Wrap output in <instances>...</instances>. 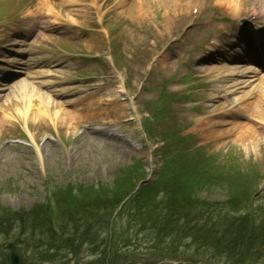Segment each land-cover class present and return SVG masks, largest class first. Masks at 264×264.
<instances>
[{
    "label": "rangeland",
    "instance_id": "1",
    "mask_svg": "<svg viewBox=\"0 0 264 264\" xmlns=\"http://www.w3.org/2000/svg\"><path fill=\"white\" fill-rule=\"evenodd\" d=\"M140 1V0H137ZM156 8V13H157ZM166 9V8H165ZM159 14V13H157ZM185 22L187 19L184 20ZM181 24V23H179ZM178 26V24L176 25ZM130 46V45H129ZM135 85V84H134ZM159 85L156 80H151L150 89L145 90V93H141L143 99L150 97V93L155 92L154 88ZM134 90V89H133ZM143 91V90H141ZM140 95V96H141ZM126 105L127 103L124 102ZM126 106H124L125 108ZM123 108V106H122ZM123 108V109H124ZM63 127V126H62ZM57 127L62 129V134L66 137L68 144L58 145L56 141L54 143L50 142V146L41 147V153L43 152L45 158L48 161L49 168H52V177L55 180H59L58 175L61 174V170L70 169L74 172L77 178L84 181H92L96 179L105 180L107 178V173L111 174L113 170V165L116 166L128 161L131 153L135 152L132 150L124 157H118V155L111 159L108 155L102 154L104 149L99 150L97 142L91 145L87 140H82V138L73 136L72 130L65 132L64 129L67 127ZM71 127V126H70ZM68 127V128H70ZM202 132V127L197 129V133ZM113 153L118 154L119 150L113 148ZM68 151L69 155L72 156L70 159L66 160L63 151ZM32 148L26 147H15L13 145L5 146V149L0 152V205L6 206L8 203L11 204L12 208H18L19 206L27 207L34 200H41L44 196L45 187L41 181H38L34 176V170L36 163L34 159V153H32ZM101 154L103 156H101ZM108 154V153H106ZM111 159V160H109ZM64 164V163H66ZM257 199L259 202L264 203V188L257 190ZM253 193L250 191L249 196ZM134 233L133 229H130ZM132 234V233H129Z\"/></svg>",
    "mask_w": 264,
    "mask_h": 264
},
{
    "label": "bare ground",
    "instance_id": "2",
    "mask_svg": "<svg viewBox=\"0 0 264 264\" xmlns=\"http://www.w3.org/2000/svg\"><path fill=\"white\" fill-rule=\"evenodd\" d=\"M249 68H245L244 70H243V75H242V77H245V74L247 73V72H249ZM224 72H226L227 74H233V72H234V70L233 71H231V70H223ZM249 84V81H247V80H238V81H235V87L236 88H241V87H243V86H247ZM219 88L217 87V88H215V90H218ZM263 94H264V91H263ZM246 97V95H243L240 99H244ZM24 100V96L22 97V101H21V104L23 105V101ZM15 108V110H16V112L17 113H19L20 112V109H19V107L18 106H16V107H14ZM13 108V109H14ZM27 111V110H26ZM252 111H253V109H252ZM51 119H56V120H54L56 123H59V124H61V125H66L67 124V120L65 119V121H64V118L63 117H61L60 116V111H57V110H54L53 112H52V117H51ZM70 123H72L71 121H70ZM73 124V123H72ZM246 134H247V137H249V139L252 137V135H253V132L252 131H246L245 132ZM247 137L245 136V135H243L242 134V136H241V138H245V140L247 139ZM252 142H253V140H252ZM248 173H251L250 171H245L243 174H248Z\"/></svg>",
    "mask_w": 264,
    "mask_h": 264
}]
</instances>
